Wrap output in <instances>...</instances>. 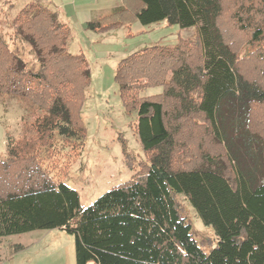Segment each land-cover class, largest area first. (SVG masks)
Instances as JSON below:
<instances>
[{"label": "trees", "instance_id": "obj_1", "mask_svg": "<svg viewBox=\"0 0 264 264\" xmlns=\"http://www.w3.org/2000/svg\"><path fill=\"white\" fill-rule=\"evenodd\" d=\"M123 3L108 14L110 25L88 28L114 29L136 18L197 34L146 46L117 66L115 80L128 110L138 113L147 160L132 180L87 208L45 167L57 140L85 138L86 58L67 50L70 27L41 4L18 17L39 52V71L27 70L0 32V93L44 111L34 134L10 140L0 157V238L65 230L74 237L76 264H264V0ZM234 26L248 35L244 52ZM157 86L160 93L140 96ZM179 196L215 232L209 249L195 239Z\"/></svg>", "mask_w": 264, "mask_h": 264}, {"label": "rangeland", "instance_id": "obj_2", "mask_svg": "<svg viewBox=\"0 0 264 264\" xmlns=\"http://www.w3.org/2000/svg\"><path fill=\"white\" fill-rule=\"evenodd\" d=\"M31 4L48 7L56 15L57 23L70 27L67 50L84 54L91 71L80 109L85 138L57 140L52 160L45 162L55 179L78 191L82 207L87 208L109 190L132 180L141 171L140 164L147 160L137 133L138 113L128 110L115 80L117 66L146 46H172L179 38L194 39L197 30L166 21L143 25L136 18L114 29L88 28L89 22L110 25L112 19L108 14L123 6V0H0V32L12 54L32 71H39L42 62L36 46L22 32L23 22L18 21L20 13ZM232 33L236 45L244 52L243 42H247L248 35L235 26ZM253 65L251 60L244 62L249 73ZM161 91L160 86L146 87L140 96ZM43 114V110L20 95L0 93L1 158L7 156L10 140L16 142L34 134L33 124ZM179 201L193 225L195 239L209 249L216 241L215 232L205 226L185 197L179 196ZM0 264H76L74 237L58 228L2 237Z\"/></svg>", "mask_w": 264, "mask_h": 264}, {"label": "crops", "instance_id": "obj_3", "mask_svg": "<svg viewBox=\"0 0 264 264\" xmlns=\"http://www.w3.org/2000/svg\"><path fill=\"white\" fill-rule=\"evenodd\" d=\"M123 5H124V3H123ZM120 7H121V6H120ZM115 8H116V7H115ZM115 8H114V9H115ZM117 8H119V7H117Z\"/></svg>", "mask_w": 264, "mask_h": 264}]
</instances>
